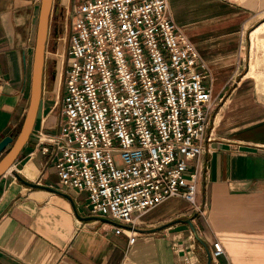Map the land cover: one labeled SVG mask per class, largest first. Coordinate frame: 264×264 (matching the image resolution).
<instances>
[{
    "label": "crops",
    "instance_id": "0c3cea01",
    "mask_svg": "<svg viewBox=\"0 0 264 264\" xmlns=\"http://www.w3.org/2000/svg\"><path fill=\"white\" fill-rule=\"evenodd\" d=\"M169 4L211 72L216 101L196 206L168 198L140 215L134 243L129 233L113 231L120 222L92 216L87 192L64 188L52 167L43 168L44 155L36 157L43 91L14 166L20 172L33 161L38 174L31 181L52 189L29 187L10 171L0 177V264H209L217 239L225 254L211 264H264V104L249 75L253 67L240 76L248 55L242 32L264 17V0ZM40 6L41 0H0V140L20 131L30 104ZM230 84L236 87L221 104Z\"/></svg>",
    "mask_w": 264,
    "mask_h": 264
},
{
    "label": "built area",
    "instance_id": "2783aa9c",
    "mask_svg": "<svg viewBox=\"0 0 264 264\" xmlns=\"http://www.w3.org/2000/svg\"><path fill=\"white\" fill-rule=\"evenodd\" d=\"M65 39L64 94L35 132L43 168L87 192L91 215L120 222L113 231L134 243L140 215L168 198L196 206L211 72L169 0H74ZM223 254L217 239L211 257Z\"/></svg>",
    "mask_w": 264,
    "mask_h": 264
},
{
    "label": "rangeland",
    "instance_id": "374dc122",
    "mask_svg": "<svg viewBox=\"0 0 264 264\" xmlns=\"http://www.w3.org/2000/svg\"><path fill=\"white\" fill-rule=\"evenodd\" d=\"M80 1V0H79ZM57 2H60L58 10V16H55V13H52L50 20V29L48 34V44L46 48V61H45V74H44V87L43 91L45 92L46 99V109L44 110V116L47 115L48 111L55 104V101L58 100L60 95V100L64 94L65 86H64V77L62 75V64L65 56H67V47L68 41L65 42L63 38L67 32V25L69 24V19L72 12L73 2L74 0H54L53 8L56 6ZM61 14V16H60ZM55 20H58L55 22ZM263 25V26H262ZM257 30V31H256ZM242 41H245V44L248 48V55L246 60V67L242 70L240 76L251 71L253 67V72L249 73L252 76L253 81L257 82L254 86L257 94L260 97H263L260 100V104H264V84L261 83L264 81V17L256 22H253L251 26H249L244 33L242 32ZM65 44V45H64ZM65 46V52H64ZM64 53L63 61L61 60L62 54ZM62 61V62H61ZM73 62V57L71 56L69 59V65ZM236 87V85L230 84L226 86L224 91V96L222 97L224 100L221 104H223L229 97V94ZM43 98V96H42ZM220 103V101H219ZM60 105L53 111L51 123L55 122L59 114ZM219 107V106H218ZM39 123L42 118V111L40 112ZM39 127V126H38ZM40 128V127H39ZM18 133V132H17ZM17 133L15 135H17ZM38 142V138L35 136L32 141V146L36 148V143ZM27 154H24L20 157L23 159L21 163H24L28 158ZM37 158L42 157V153L37 151ZM44 163V159L41 158ZM21 165H17V167H13L10 172L13 176H15L16 172H19L17 168H21ZM44 167V164H43ZM15 168V169H14ZM20 174L24 175L30 180H35L37 177V169L33 163L30 161L26 163V165L20 170Z\"/></svg>",
    "mask_w": 264,
    "mask_h": 264
},
{
    "label": "water",
    "instance_id": "95a60500",
    "mask_svg": "<svg viewBox=\"0 0 264 264\" xmlns=\"http://www.w3.org/2000/svg\"><path fill=\"white\" fill-rule=\"evenodd\" d=\"M54 0H41L39 22L37 29V39L32 64L31 78V99L25 115L23 124L17 135H7L0 140V177L6 174L15 165L20 156L21 151L28 143L38 117V112L43 96L46 48L48 44V34L50 29V20L53 13ZM16 177L29 187H45L52 189L49 186L41 185L25 178L19 172H16ZM109 221L108 218H103ZM191 222V220H188ZM212 263L210 256L209 264Z\"/></svg>",
    "mask_w": 264,
    "mask_h": 264
},
{
    "label": "flooded vegetation",
    "instance_id": "af4514ba",
    "mask_svg": "<svg viewBox=\"0 0 264 264\" xmlns=\"http://www.w3.org/2000/svg\"><path fill=\"white\" fill-rule=\"evenodd\" d=\"M59 6H60V2H57L56 6L53 8V14L55 13V16H58V10L59 9L61 10V8H59ZM60 16H61V14H60ZM57 21L58 20H55V22H57Z\"/></svg>",
    "mask_w": 264,
    "mask_h": 264
},
{
    "label": "bare ground",
    "instance_id": "6f19581e",
    "mask_svg": "<svg viewBox=\"0 0 264 264\" xmlns=\"http://www.w3.org/2000/svg\"><path fill=\"white\" fill-rule=\"evenodd\" d=\"M262 26H263V25H262ZM256 31H257V30H256ZM63 40H64V42H65V37L63 38ZM64 45H65V44H64ZM64 52H65V46H64ZM61 56H62L61 60L63 61L64 53H63ZM62 61H61V62H62ZM58 99H59V98H58ZM13 167H14V166H13ZM13 167H12V168H13ZM12 168H11V169H12ZM11 169H10V170H11Z\"/></svg>",
    "mask_w": 264,
    "mask_h": 264
}]
</instances>
